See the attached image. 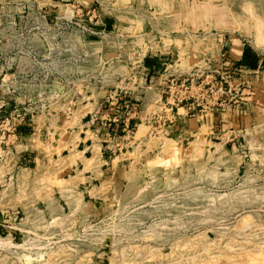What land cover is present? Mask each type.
I'll use <instances>...</instances> for the list:
<instances>
[{
  "label": "rangeland",
  "instance_id": "rangeland-1",
  "mask_svg": "<svg viewBox=\"0 0 264 264\" xmlns=\"http://www.w3.org/2000/svg\"><path fill=\"white\" fill-rule=\"evenodd\" d=\"M65 7L0 0V264H264V123L213 143L133 128L91 189L79 188L68 151L18 160L7 139L23 113L63 139L83 114L68 104L93 82L77 71L93 35L63 29L55 16ZM142 77L137 70L135 86Z\"/></svg>",
  "mask_w": 264,
  "mask_h": 264
},
{
  "label": "crops",
  "instance_id": "crops-1",
  "mask_svg": "<svg viewBox=\"0 0 264 264\" xmlns=\"http://www.w3.org/2000/svg\"><path fill=\"white\" fill-rule=\"evenodd\" d=\"M51 2L54 12L71 6L65 7L64 14L83 17L95 32L88 45L84 43L85 60L77 70L82 77L90 73L93 82L68 104L83 114L63 139L59 134L51 138L47 131L43 136L49 122L37 130L34 115L23 113L13 134L16 139L7 140L15 141L14 147L21 151L17 158L24 165L50 162L68 151L65 164L78 173L79 188L91 189L112 169L113 160L123 155L122 149L129 145L125 133L133 128L139 134L159 129L162 141L213 143L232 129L242 131L264 123V0ZM91 8L94 11L86 14ZM190 39L201 45L195 48ZM202 58L225 65L242 99L224 109L194 116L187 114L184 106L171 105L166 78L188 72ZM137 70L144 83L135 86ZM58 81L54 80L49 91L53 100L62 93ZM118 93L112 110L109 99ZM126 99L131 105L127 115L123 112Z\"/></svg>",
  "mask_w": 264,
  "mask_h": 264
},
{
  "label": "built area",
  "instance_id": "built-area-1",
  "mask_svg": "<svg viewBox=\"0 0 264 264\" xmlns=\"http://www.w3.org/2000/svg\"><path fill=\"white\" fill-rule=\"evenodd\" d=\"M94 8L86 11L91 14ZM75 16V17H74ZM57 20H64L63 29L76 30L81 33H95L89 24L79 15H58ZM225 54H223V58ZM84 54H79V61H84ZM225 65H217L208 58H202L188 72L174 74L166 78V90L172 106H184L186 113L194 116H204L208 111L224 109L235 105L242 99V94L228 78ZM119 93L110 98V109L116 107ZM125 115L131 110L130 101L126 99L123 105ZM111 122V121H108Z\"/></svg>",
  "mask_w": 264,
  "mask_h": 264
},
{
  "label": "bare ground",
  "instance_id": "bare-ground-1",
  "mask_svg": "<svg viewBox=\"0 0 264 264\" xmlns=\"http://www.w3.org/2000/svg\"><path fill=\"white\" fill-rule=\"evenodd\" d=\"M244 14V13H243ZM247 15V14H246ZM248 16V15H247ZM238 17V16H237ZM253 17V16H252ZM246 21V20H245ZM243 25V24H242Z\"/></svg>",
  "mask_w": 264,
  "mask_h": 264
}]
</instances>
